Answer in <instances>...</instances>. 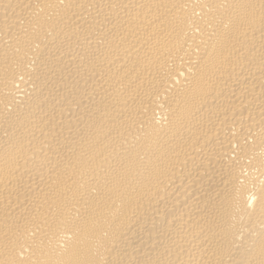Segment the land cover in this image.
<instances>
[{
	"label": "bare ground",
	"instance_id": "bare-ground-1",
	"mask_svg": "<svg viewBox=\"0 0 264 264\" xmlns=\"http://www.w3.org/2000/svg\"><path fill=\"white\" fill-rule=\"evenodd\" d=\"M0 264H264V0H0Z\"/></svg>",
	"mask_w": 264,
	"mask_h": 264
}]
</instances>
